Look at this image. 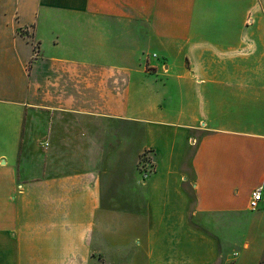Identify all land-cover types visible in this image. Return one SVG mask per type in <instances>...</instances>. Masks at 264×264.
I'll list each match as a JSON object with an SVG mask.
<instances>
[{
	"label": "crops",
	"instance_id": "1",
	"mask_svg": "<svg viewBox=\"0 0 264 264\" xmlns=\"http://www.w3.org/2000/svg\"><path fill=\"white\" fill-rule=\"evenodd\" d=\"M255 8L0 0V264L264 259Z\"/></svg>",
	"mask_w": 264,
	"mask_h": 264
},
{
	"label": "rangeland",
	"instance_id": "2",
	"mask_svg": "<svg viewBox=\"0 0 264 264\" xmlns=\"http://www.w3.org/2000/svg\"><path fill=\"white\" fill-rule=\"evenodd\" d=\"M228 7V4H225V3H220L219 4V9L221 12H225V10L227 9ZM241 9L243 8V6L240 7ZM243 10H241V13H242ZM248 23L249 25L253 26L252 27H255L256 29H259V28H264V0H256V8L253 10V11H250V13L248 14ZM247 28H250L247 24ZM262 58H260V56H256V60L257 62L261 61ZM263 61V60H262ZM150 157V150H146L143 154H142V157H141V163L140 165L143 163V166H144V161L146 159H149ZM145 167V166H144ZM144 171V169H143ZM264 208V204H262L258 209L256 210H259V209H262ZM259 264H264V259L259 262Z\"/></svg>",
	"mask_w": 264,
	"mask_h": 264
},
{
	"label": "built area",
	"instance_id": "3",
	"mask_svg": "<svg viewBox=\"0 0 264 264\" xmlns=\"http://www.w3.org/2000/svg\"><path fill=\"white\" fill-rule=\"evenodd\" d=\"M46 145H48V143H46ZM145 166V167H144ZM144 175L147 176L149 173L153 172L155 169V164L152 162V160L147 159L144 163ZM264 188L258 187L256 188L251 195L250 198V208L253 210L258 209L262 204H264V194H263V190Z\"/></svg>",
	"mask_w": 264,
	"mask_h": 264
}]
</instances>
